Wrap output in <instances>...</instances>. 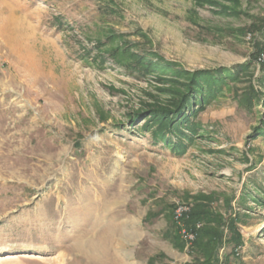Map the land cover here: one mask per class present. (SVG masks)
<instances>
[{"label":"rangeland","instance_id":"1","mask_svg":"<svg viewBox=\"0 0 264 264\" xmlns=\"http://www.w3.org/2000/svg\"><path fill=\"white\" fill-rule=\"evenodd\" d=\"M262 46L264 0H0V264H204L175 218L198 202L213 264H264ZM219 69L236 74L183 153L133 120L170 103L174 71Z\"/></svg>","mask_w":264,"mask_h":264},{"label":"trees","instance_id":"2","mask_svg":"<svg viewBox=\"0 0 264 264\" xmlns=\"http://www.w3.org/2000/svg\"><path fill=\"white\" fill-rule=\"evenodd\" d=\"M108 38H110L111 42H114L120 36L111 37L109 35ZM97 44H100V41ZM96 48L102 49V46L98 45ZM259 50L264 51V46L260 47ZM106 53L113 57L128 55L133 60V63L129 65L134 70L142 73L155 72L161 68L159 64L162 59L154 53L145 52L139 54L137 52H130V49L119 46L106 50ZM174 73L176 75L179 74L183 82L173 92L170 103L140 111L133 120L135 121L139 118L144 121L142 128L149 132L154 143L161 142L171 150L175 151L178 149L179 153H183L185 150L184 139H191L187 133L182 131L183 124L190 133H194L196 130V126L189 120V117L194 114V106L202 105L210 98L219 94L222 85L227 84V79H233L236 72L230 69H219L216 71L195 70L191 72L178 70L174 71ZM247 100H250V97ZM263 133L264 131L260 129L257 135ZM203 214L207 213H203V206L198 202L188 212L182 214L180 222L185 226L187 231L193 233L195 239L191 242H196L194 247L197 246V250L203 255V263L213 264L217 248L221 245L222 231L214 229L211 232V236L208 239H204V232L210 231H206L204 227L198 226V221L203 219ZM176 224L180 225L177 221ZM232 229V239L236 245L241 244V235L234 231L233 223L231 222L229 230Z\"/></svg>","mask_w":264,"mask_h":264},{"label":"built area","instance_id":"3","mask_svg":"<svg viewBox=\"0 0 264 264\" xmlns=\"http://www.w3.org/2000/svg\"><path fill=\"white\" fill-rule=\"evenodd\" d=\"M259 61H264V56L262 55V57L259 58ZM186 211L182 209V207H179L176 211V216L175 218L178 220L181 216H182V212ZM181 234H182V237L186 240V241H189L193 238V235L192 233H188V231L182 229L181 230Z\"/></svg>","mask_w":264,"mask_h":264},{"label":"bare ground","instance_id":"4","mask_svg":"<svg viewBox=\"0 0 264 264\" xmlns=\"http://www.w3.org/2000/svg\"><path fill=\"white\" fill-rule=\"evenodd\" d=\"M15 254V253H14ZM16 256L15 255H13V254H2V255H0V261L1 260H7V259H13V258H15Z\"/></svg>","mask_w":264,"mask_h":264}]
</instances>
